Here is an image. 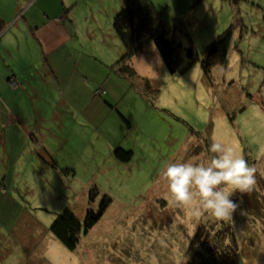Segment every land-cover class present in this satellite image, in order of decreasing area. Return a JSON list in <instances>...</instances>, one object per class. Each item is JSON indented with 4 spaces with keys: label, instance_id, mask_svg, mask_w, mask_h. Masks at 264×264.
I'll return each mask as SVG.
<instances>
[{
    "label": "rangeland",
    "instance_id": "374dc122",
    "mask_svg": "<svg viewBox=\"0 0 264 264\" xmlns=\"http://www.w3.org/2000/svg\"><path fill=\"white\" fill-rule=\"evenodd\" d=\"M71 1L66 14L81 47L70 46V60L77 54L92 62L100 47L114 46L112 19L125 0ZM195 1L152 0L161 18L183 22L167 30L180 44L178 70L171 74L154 42L147 41L129 61L131 76L122 80L109 73L115 99L94 112L71 116L70 142L84 147L80 162L59 159L63 171L45 165L39 174L30 162L5 164L0 173V264H187L194 253V264H264V0ZM50 6L55 8L53 0ZM113 7L115 12H109ZM231 24L227 62L205 75L200 63L205 46ZM189 46L197 55L190 65ZM73 75L81 85L73 78L70 82L84 90L82 76ZM213 137L257 169L255 188L232 197L239 207L226 222L207 211L195 217L192 206L176 202L163 176L170 162L208 164ZM115 142L132 150L129 161L113 157L109 149ZM102 202L105 211L87 233L79 234L74 250L51 233L50 225L64 209L83 224L86 212H97ZM201 223L213 230L220 225L221 233L233 231L237 252L219 261L211 250L223 242L203 233V247L194 238Z\"/></svg>",
    "mask_w": 264,
    "mask_h": 264
},
{
    "label": "crops",
    "instance_id": "0c3cea01",
    "mask_svg": "<svg viewBox=\"0 0 264 264\" xmlns=\"http://www.w3.org/2000/svg\"><path fill=\"white\" fill-rule=\"evenodd\" d=\"M51 1L0 0V173L7 163L30 162L39 174L45 165L62 170L59 159L80 162L84 147L70 142L71 118L94 112L115 99L107 83L109 73L128 78L111 68L123 51L115 33L112 49L102 46L96 51L99 60L84 62L75 54L71 61L74 50L70 46L79 43L81 47L74 22L66 14L74 3L60 0L58 5L53 0V9ZM163 23L167 30L172 26L167 17ZM77 72L84 90L70 82L73 78L81 85L73 75ZM71 85L74 89L70 91ZM97 88L105 90L103 97L94 93ZM119 142L114 147L122 146Z\"/></svg>",
    "mask_w": 264,
    "mask_h": 264
},
{
    "label": "trees",
    "instance_id": "16d2710c",
    "mask_svg": "<svg viewBox=\"0 0 264 264\" xmlns=\"http://www.w3.org/2000/svg\"><path fill=\"white\" fill-rule=\"evenodd\" d=\"M200 1L201 0H196L195 2L198 3ZM237 1L238 0H232L233 3ZM62 20L63 18L60 19V21ZM182 24L183 22L180 17H177L172 21V27L175 28L182 26ZM233 27V24L226 27L205 46V56L200 61L205 75H209L212 66L216 64H225L227 62V54L231 42ZM1 29L2 24L0 19V31ZM112 29L123 45L122 53L111 66V68L119 74L126 77L133 74V69L129 64V61L135 53L141 51L143 44L147 41L154 42L166 69L171 74L177 72L180 61V57L178 56L180 44H177L174 38L167 36V27L163 23L161 14L152 0H125V5L113 16ZM186 57L188 65L197 60V55L194 53L191 46L186 49ZM96 90L94 91L95 94H97ZM104 94L105 90L103 94L97 95L102 96ZM119 115L121 119L128 124V121L121 114ZM132 153L131 149H124L121 146H115L112 150L113 157L118 161H129L132 157ZM106 206L107 203L102 202L97 212L90 210L87 211L83 224L80 223L71 210L66 208L56 216L49 229L64 247L68 250H74L79 243V234L81 232L87 233L89 231V229L99 220L105 211ZM222 226L225 227L224 224ZM205 228L207 227H205L204 224H199L196 227L194 238L200 241L204 247L206 241L202 240V234L204 233V237L206 234L210 238L214 237V239L219 240L221 243L223 242L222 247H215L211 250L218 260L221 261L224 257L228 258V256L232 257L234 255L233 252L236 251V242L233 236V231H230L229 233H226V231L221 233L223 228H221L220 225L216 230H213V227H209V229ZM228 238L230 239V242H227L229 240ZM212 239L211 241H213ZM207 243L210 245L209 242ZM203 247H199L198 251H201L200 249ZM195 254L196 253L190 256L187 264H194V262L198 260V257H196ZM203 254H205V252H203ZM217 263L220 264L219 262Z\"/></svg>",
    "mask_w": 264,
    "mask_h": 264
},
{
    "label": "clouds",
    "instance_id": "9594fccd",
    "mask_svg": "<svg viewBox=\"0 0 264 264\" xmlns=\"http://www.w3.org/2000/svg\"><path fill=\"white\" fill-rule=\"evenodd\" d=\"M209 151L213 155L208 164L195 160L170 162L163 176L176 202L192 206L195 217L207 211L217 220L226 222L239 207L232 197L237 192L248 193L255 188L257 169L215 137ZM196 197L199 201L194 204Z\"/></svg>",
    "mask_w": 264,
    "mask_h": 264
},
{
    "label": "built area",
    "instance_id": "2783aa9c",
    "mask_svg": "<svg viewBox=\"0 0 264 264\" xmlns=\"http://www.w3.org/2000/svg\"><path fill=\"white\" fill-rule=\"evenodd\" d=\"M13 78H10L9 82H12ZM96 93L97 94H103L104 93V90L103 89H97L96 90Z\"/></svg>",
    "mask_w": 264,
    "mask_h": 264
}]
</instances>
